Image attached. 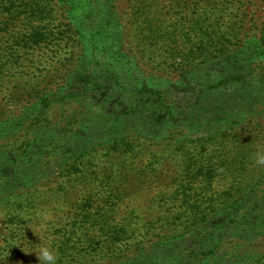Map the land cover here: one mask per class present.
I'll return each instance as SVG.
<instances>
[{
	"label": "rangeland",
	"instance_id": "rangeland-1",
	"mask_svg": "<svg viewBox=\"0 0 264 264\" xmlns=\"http://www.w3.org/2000/svg\"><path fill=\"white\" fill-rule=\"evenodd\" d=\"M142 89L164 105L130 131ZM260 155L264 0H0V264H264Z\"/></svg>",
	"mask_w": 264,
	"mask_h": 264
},
{
	"label": "trees",
	"instance_id": "trees-1",
	"mask_svg": "<svg viewBox=\"0 0 264 264\" xmlns=\"http://www.w3.org/2000/svg\"><path fill=\"white\" fill-rule=\"evenodd\" d=\"M79 75L80 73L77 72ZM250 76V75H248ZM81 78V77H80ZM99 78L94 77L91 75V77H84L82 81V88L81 92L79 93V97H84L85 95H88L90 93V97L92 96L94 98L98 88H99ZM221 84V83H220ZM59 92L56 93L54 97V101H65L69 95L65 94V89L61 88L58 90ZM140 97L134 99V102H138V105H136L134 108H127L125 110L123 109H114L115 115L118 114L123 118L129 126L127 128L130 131H135L138 129L136 126H140L138 128L144 127V124L148 122H152L153 117L151 116L154 114V112H158L161 107L164 105L163 98L161 95L157 93H153L152 91H147L145 89H142L140 92ZM50 106H51V100H45L43 103H40V108H38L39 113L35 116V122H45L49 119V113H50ZM150 110V113H149ZM60 124V123H59ZM71 123L66 124L65 127L61 130L62 132H67L71 128ZM130 127V128H129ZM108 135V134H107ZM84 137V136H83ZM78 134L75 135V140H78ZM85 138V137H84ZM36 144H38V141H35ZM4 165V163L0 164V166ZM209 232L207 233V231ZM197 231L200 232V239L197 240V253L196 258L202 257L203 253L207 252L208 246L212 247L211 253L214 257H217L216 250L219 247L218 244H213V236L216 232L215 230H212L209 228V226L205 225L202 227H199ZM238 233V232H236ZM114 241L122 240V237H115L113 238ZM162 246H159L157 249L147 250L143 251L140 249V256L134 257L131 261H129L128 264H165V260H169L171 258L176 257V253L172 252L176 248L175 242H168L161 244Z\"/></svg>",
	"mask_w": 264,
	"mask_h": 264
},
{
	"label": "clouds",
	"instance_id": "clouds-1",
	"mask_svg": "<svg viewBox=\"0 0 264 264\" xmlns=\"http://www.w3.org/2000/svg\"><path fill=\"white\" fill-rule=\"evenodd\" d=\"M258 164H264V155H260L256 161ZM39 264H57V254L54 249L49 246H42L39 249V255L37 256Z\"/></svg>",
	"mask_w": 264,
	"mask_h": 264
}]
</instances>
